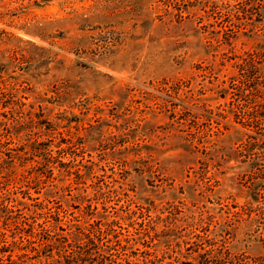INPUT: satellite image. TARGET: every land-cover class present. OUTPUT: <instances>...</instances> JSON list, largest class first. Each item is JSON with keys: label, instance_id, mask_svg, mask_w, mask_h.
Segmentation results:
<instances>
[{"label": "rangeland", "instance_id": "1", "mask_svg": "<svg viewBox=\"0 0 264 264\" xmlns=\"http://www.w3.org/2000/svg\"><path fill=\"white\" fill-rule=\"evenodd\" d=\"M263 19L264 0H0V93L17 102L0 104V165L8 152L23 157L15 175L0 171V186L10 177V201L28 192L37 199L27 205L41 206L11 205L29 223L35 209L58 211L57 201L64 221L83 226L116 213L130 236L151 227L140 259L168 264L187 253L207 218L226 220L219 204L249 201L245 170L217 158L212 143L233 123L220 93L237 73L234 57L255 46L247 35L262 34ZM32 141L75 160L87 181L54 170L57 185L26 187L41 169ZM67 147L72 154L58 153ZM240 227L221 237L234 252L259 254L253 229Z\"/></svg>", "mask_w": 264, "mask_h": 264}, {"label": "trees", "instance_id": "2", "mask_svg": "<svg viewBox=\"0 0 264 264\" xmlns=\"http://www.w3.org/2000/svg\"><path fill=\"white\" fill-rule=\"evenodd\" d=\"M258 22L262 20L258 19ZM235 35V31H232L226 41H230ZM247 36L258 40L244 55H235L237 73L231 77L227 89L220 93V98L229 96L230 99L229 110L223 118L233 123L224 127L223 131L214 133L216 139H213L212 146L217 158L225 159L227 163L233 161L240 164L237 168L245 170L242 180L245 186L244 194L249 201L242 210L236 205L219 204L226 218L222 225L207 218V222H204V236H198L196 241L185 243L187 253L178 251L168 264H264V31L260 35L250 31ZM1 102L17 106L11 95L7 97L0 93V104ZM210 132L213 134L214 131ZM29 146L32 152L41 158V169L32 180L25 179L26 187L30 185L36 190L42 178L48 183H53L54 170L81 182L87 181L85 174H81L79 165L74 163L75 160L61 162L59 158L52 156V144L47 142L42 145L32 141ZM198 146L203 147V151L207 148L203 143ZM70 150L69 147L60 148L58 153L70 155ZM6 156L7 159L0 165V171L5 170L6 174L9 172L15 175L12 169L15 159L23 160V157H15L9 152ZM21 176H18L20 180ZM11 180L12 178L7 177L6 184L0 186V264H152L150 260L140 259V254L144 252H140L137 247L142 244L148 248L146 243H140L139 237H148L151 227L142 228V231L134 234L135 236H130L125 227L120 225L119 215L116 213L108 222L100 220L87 226L81 225L79 220L64 221L59 213L62 206L60 201L56 202L58 206L55 208L58 211L53 214L47 212L43 215L35 209V216L32 217L35 220L29 223L31 218L21 217V211L11 205V202L18 200L10 201L8 186ZM70 185L71 183H68L63 189H69ZM21 195L22 200L18 201L23 208L41 206L27 205L26 201L37 199H32L28 192H22ZM36 216L42 221L37 224V230L34 228ZM21 218L26 221L21 223ZM240 226L253 229L250 238L259 245V254L251 256L246 252H234L227 239L221 237L235 234L240 230ZM217 235L219 239L214 238ZM161 245L166 246L164 242ZM164 253L163 251V256ZM145 255L149 256V253L146 252Z\"/></svg>", "mask_w": 264, "mask_h": 264}]
</instances>
